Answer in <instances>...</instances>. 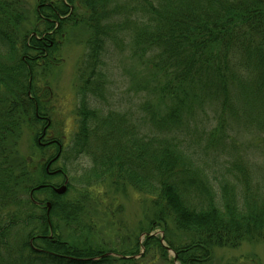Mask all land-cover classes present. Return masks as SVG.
<instances>
[{"label": "trees", "instance_id": "trees-1", "mask_svg": "<svg viewBox=\"0 0 264 264\" xmlns=\"http://www.w3.org/2000/svg\"><path fill=\"white\" fill-rule=\"evenodd\" d=\"M37 4L30 20L22 0H0V264H210L215 248L264 240V156L257 157L264 154V0ZM77 24L85 50L66 140L38 77L62 62L66 30ZM111 45L128 49L145 72L134 82L147 94L141 116L119 113L105 98ZM44 126L61 146L52 176L42 162L48 147L36 141ZM24 129L39 158L18 154ZM80 158L89 165L79 190L68 180L63 195L53 193ZM105 182L148 201L141 243L138 236L121 249L95 242L101 222L87 216L86 190ZM46 201L48 213L35 204Z\"/></svg>", "mask_w": 264, "mask_h": 264}, {"label": "rangeland", "instance_id": "rangeland-1", "mask_svg": "<svg viewBox=\"0 0 264 264\" xmlns=\"http://www.w3.org/2000/svg\"><path fill=\"white\" fill-rule=\"evenodd\" d=\"M25 4L27 15L30 20L34 16L37 7V0H22ZM28 26V27H27ZM24 27L29 28L30 24ZM86 37L85 29L78 25L67 28L66 37L63 41L62 48L58 55L61 56L62 62L54 68L48 69L43 78L38 77V86H47L50 90L49 107L52 109L50 119L56 128V133L61 135L62 132L66 137L71 136L72 128L75 122L77 107V87L78 71L81 68V62L84 55L83 42ZM107 73V93L106 99L111 108H117L116 111L123 114H133L136 117L139 105L147 99V94L138 93L139 88L135 83L139 82L138 78L145 75L135 60L131 57L130 51L122 45H111L108 55L103 63ZM135 82V83H134ZM134 116V117H135ZM66 139V140H67ZM29 130H21L17 140L16 149L18 154L39 158V152L35 148V142L32 141ZM245 148L241 149V154L245 156ZM262 152V151H261ZM264 154H259L260 159ZM75 162V161H73ZM62 161L58 160L56 166L60 167ZM89 161L83 158L78 159L74 164H68V182L75 190H79L80 181L83 177L82 168L88 166ZM59 181L56 179L54 182ZM109 182H105L102 187L88 186L89 199L86 201L87 216L96 223L99 221L98 227L100 232L96 239L101 240L108 245L109 249L116 246L117 249L127 246V243L121 241L126 237H139V243L144 240L143 231L140 229L147 228V215L150 212L149 203L140 195L136 194L130 187L124 190H114ZM74 192V191H73ZM95 209L97 211H95ZM100 210V211H99ZM104 213L106 216H98L97 213ZM117 213L116 216H108L107 214ZM147 216V217H146ZM103 217V220L100 219ZM147 222V223H146ZM63 228V227H62ZM69 240L81 242L80 237L71 231L63 230ZM172 236L176 239L181 238L180 233L171 230ZM173 254L169 253V259ZM154 264H167L161 260L155 261ZM210 264H264V240L245 241L235 248H215L213 250Z\"/></svg>", "mask_w": 264, "mask_h": 264}, {"label": "flooded vegetation", "instance_id": "flooded-vegetation-1", "mask_svg": "<svg viewBox=\"0 0 264 264\" xmlns=\"http://www.w3.org/2000/svg\"><path fill=\"white\" fill-rule=\"evenodd\" d=\"M38 117L40 120L43 121V123L46 124L45 126H47V124L50 122L49 118H47L46 115L38 116ZM45 126L41 129V132H40L36 141H37L39 146H42L44 148L48 147L46 151H47V157H49V156H52L54 154L53 150H55L54 149L55 147L57 148V150H59V147H61V146L56 141H54L52 139L50 140V136L48 135L49 133L47 134L48 131L46 130L47 127H45ZM49 145H51V146H49ZM55 155H57V153ZM55 155L52 156L49 160H47V157L45 158L46 160L42 159V162L45 164L44 165V172H46L48 174V176L54 175L52 172L55 171L54 166H55L56 162L50 163V161L55 157ZM63 182H64V179L62 180V182L56 181V182H54V184L51 187L59 186V184L61 185V184H63ZM35 204H37V206L40 208L41 211L43 210L44 205L39 204V202H37Z\"/></svg>", "mask_w": 264, "mask_h": 264}, {"label": "water", "instance_id": "water-1", "mask_svg": "<svg viewBox=\"0 0 264 264\" xmlns=\"http://www.w3.org/2000/svg\"><path fill=\"white\" fill-rule=\"evenodd\" d=\"M56 158H57V156H56L55 158H53V159L50 161V163H52ZM48 166H49V165H48ZM48 166H47V167H48ZM57 171H59V170H57ZM57 171H53V173H57ZM67 181H68V179L65 178L63 184H61V185H59V186L52 187L51 190L53 191V193H55L56 195H63V194L65 193V191L67 190V183H68ZM40 187H42V186H39V187H37L36 189H39ZM44 204H45L46 212L48 213V211H49V209H50V204H49V202H46V203H44ZM50 237H51V236H49V238H50Z\"/></svg>", "mask_w": 264, "mask_h": 264}]
</instances>
